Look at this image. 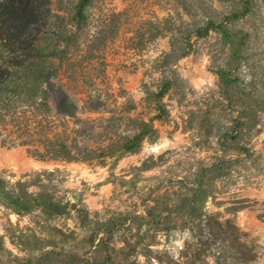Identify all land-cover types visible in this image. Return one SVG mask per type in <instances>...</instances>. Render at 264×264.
Segmentation results:
<instances>
[{
    "label": "rangeland",
    "instance_id": "rangeland-1",
    "mask_svg": "<svg viewBox=\"0 0 264 264\" xmlns=\"http://www.w3.org/2000/svg\"><path fill=\"white\" fill-rule=\"evenodd\" d=\"M48 1L74 35L0 90V264H264V0Z\"/></svg>",
    "mask_w": 264,
    "mask_h": 264
},
{
    "label": "trees",
    "instance_id": "trees-1",
    "mask_svg": "<svg viewBox=\"0 0 264 264\" xmlns=\"http://www.w3.org/2000/svg\"><path fill=\"white\" fill-rule=\"evenodd\" d=\"M48 5V0H0V50L2 54L6 53L5 56L0 55V90L11 78L16 77L20 80L27 78L25 74L36 68L40 60L50 58L60 61L62 56H66L74 35L70 29L66 28V24L72 22L76 14H70L68 17L52 15ZM50 14L59 20L60 24L65 22V26H59L58 31L51 28ZM47 36H53L56 39L55 48L52 50L41 46ZM58 70L59 66L48 68L47 71H38V78L48 81ZM48 86L52 93H56L53 97L52 93L46 91L48 97L55 103L56 113L73 117L75 110L73 103L57 92L54 85L48 84ZM12 108L13 102L7 98H0V123H3V119ZM56 145L58 148L51 150L48 148L51 153H56L55 157L65 160L74 159L70 156L69 147L65 141H56ZM120 149L125 151L131 148L124 144L120 145ZM6 195H8L7 192L0 190V197ZM14 203L7 202L6 205L8 207L16 205L18 211H26L29 204L28 201L18 197Z\"/></svg>",
    "mask_w": 264,
    "mask_h": 264
},
{
    "label": "bare ground",
    "instance_id": "bare-ground-1",
    "mask_svg": "<svg viewBox=\"0 0 264 264\" xmlns=\"http://www.w3.org/2000/svg\"><path fill=\"white\" fill-rule=\"evenodd\" d=\"M17 156L20 157L19 154H16ZM20 159V158H19ZM21 163L22 165L25 167V169L27 170H37V169H41L45 166H47L46 164H43V163H39V162H34V161H30L28 159H25V158H22L21 157Z\"/></svg>",
    "mask_w": 264,
    "mask_h": 264
}]
</instances>
